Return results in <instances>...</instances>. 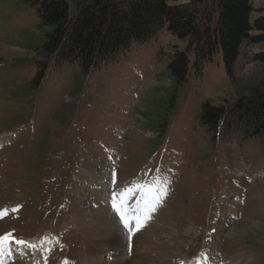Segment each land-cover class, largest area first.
<instances>
[{"label":"rangeland","instance_id":"obj_1","mask_svg":"<svg viewBox=\"0 0 264 264\" xmlns=\"http://www.w3.org/2000/svg\"><path fill=\"white\" fill-rule=\"evenodd\" d=\"M37 1L0 0V264H264V141L213 140L200 121L264 77V42H244L229 74L165 25L84 72L35 58ZM65 1L74 17L81 0ZM115 196L121 243L86 232Z\"/></svg>","mask_w":264,"mask_h":264},{"label":"trees","instance_id":"obj_2","mask_svg":"<svg viewBox=\"0 0 264 264\" xmlns=\"http://www.w3.org/2000/svg\"><path fill=\"white\" fill-rule=\"evenodd\" d=\"M39 39L30 46L35 58L56 65L75 62L84 72L116 61L132 44L152 37L165 25L188 43L196 61H211L222 53L233 73L244 42H264V15L255 17L251 0H81L69 15L65 0L37 1ZM254 60L264 64V51ZM187 51L177 49L170 70L177 81L188 72ZM40 62L39 60L37 61ZM235 98L220 104L206 102L201 123L213 140L261 138L264 141V77L236 86Z\"/></svg>","mask_w":264,"mask_h":264},{"label":"bare ground","instance_id":"obj_3","mask_svg":"<svg viewBox=\"0 0 264 264\" xmlns=\"http://www.w3.org/2000/svg\"><path fill=\"white\" fill-rule=\"evenodd\" d=\"M239 173L242 174L243 172L241 171ZM116 199H118L116 196L110 198L109 207H105V206H107L106 202H104V204L102 203L98 213L96 214V219H98L100 222L96 223V225H94V226L91 225L86 229V232H89L90 236L95 235V237H99V236L106 235L105 236L106 239L110 240L111 242H115V243H121L122 242L123 235L118 232V231H120L119 227H118V231H117L116 227H114V226H116V223H115V222H117L116 216L118 217V215H117V213L115 214L112 204H114L113 201H118ZM146 211L142 212V211L138 210L137 213H135L136 214L135 216L136 217L138 216L137 218L141 221V223L146 222V224H149V218L150 217H149V213H147ZM136 217H135V220H138ZM110 234H112V236H110ZM91 239H92V237H90V240ZM99 241H101V240H99ZM93 250H94L93 252L98 253L97 245L93 246ZM2 251H3V247L2 248L0 247V253H2ZM227 264H236V263L233 260H231Z\"/></svg>","mask_w":264,"mask_h":264}]
</instances>
